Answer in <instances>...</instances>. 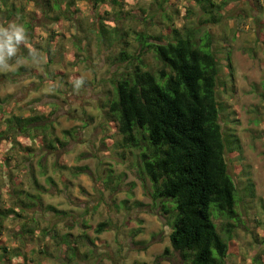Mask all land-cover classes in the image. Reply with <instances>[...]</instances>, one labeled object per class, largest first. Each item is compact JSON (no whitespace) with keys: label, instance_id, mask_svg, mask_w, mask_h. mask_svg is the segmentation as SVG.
I'll return each instance as SVG.
<instances>
[{"label":"rangeland","instance_id":"1","mask_svg":"<svg viewBox=\"0 0 264 264\" xmlns=\"http://www.w3.org/2000/svg\"><path fill=\"white\" fill-rule=\"evenodd\" d=\"M108 1L98 13L111 30L116 24L121 28L131 25L137 30L166 34L171 25L166 14L181 30L203 26L201 22L206 19L194 0H123V11L116 8L121 17L117 12L104 14L105 8L111 10L113 6V0ZM221 1L216 0L218 4ZM23 5L26 21L36 18L35 46H26L24 52L18 48L16 55L22 52L31 55L29 59L22 55L0 62V104L24 115L42 112L53 128L45 138L39 132L36 140L24 138L25 145L14 148L10 140L0 142V209L14 206V184L34 192L28 177L32 165L46 189L42 206L26 210L24 217L0 218V247L15 252L21 248L33 264H63L54 239L57 231L74 235L86 232L96 245L82 244L85 252L93 253L78 259L77 264H184L170 241L169 217L162 204L152 198L151 181L139 176L138 150L118 145L120 135L106 115L107 93L125 66L113 62L109 49L118 51L122 44L111 47L98 40L94 22L101 19L86 1L77 5L81 19L68 15L57 22H49L32 1L24 0ZM221 12L222 19L207 27L213 33L212 50L219 60L217 88L223 104L220 116L226 157L244 200L236 207L237 220L219 217L215 222L224 233L227 223L236 224L231 227L233 255L226 264H264V0H234ZM156 22L160 24L153 25ZM84 32L89 40L79 42L84 47L80 48L75 37H83ZM47 45L57 50L50 66L42 49ZM145 62L149 69L161 66L153 52L146 55ZM21 66L25 71L15 72ZM56 69L63 70L64 75L52 76L50 71ZM50 139L56 144L52 151L46 145ZM238 144L239 148L232 150ZM26 153L34 158L29 160ZM249 181L254 184V198L247 188ZM48 205L61 212L51 211ZM31 216L41 219L42 227L55 226L57 231L45 236L36 232L24 243L19 231ZM102 221H107L110 228L96 233ZM8 262L22 264L19 258Z\"/></svg>","mask_w":264,"mask_h":264},{"label":"trees","instance_id":"2","mask_svg":"<svg viewBox=\"0 0 264 264\" xmlns=\"http://www.w3.org/2000/svg\"><path fill=\"white\" fill-rule=\"evenodd\" d=\"M28 1H32L49 22H57L68 15L81 19L77 5L80 1H86L101 19L94 22L98 40L101 43L108 42L111 47L122 44L117 52L109 49L113 62H122L125 66L118 73L115 86L109 90L105 100L106 115L114 121L116 132L120 135L118 145L124 149L138 150L139 176L143 181H151L152 198L162 204L169 217L167 224L172 229L170 241L173 249L181 254L184 264H226L233 255L231 227L236 224L227 223L224 233L219 230L215 218L237 220L239 215L236 207L244 200V195L229 171L226 136L220 116L223 104L219 100L217 88L219 60L212 50L213 33L207 26L220 21L223 17L221 9L234 0H222L220 4L216 0H194L206 17L201 22L203 26L183 27L181 30L175 27L172 16L166 14L171 21L166 34H154L153 29L137 30L131 25L121 28L116 24L112 30L109 29L103 20L105 17L98 13L109 4L107 0ZM23 3L24 0H0V26L6 27L13 21L25 26L26 41L18 46L22 52L26 46H35L36 41L33 23L36 18L31 17L32 20L26 21ZM112 5L111 10L104 9V14H116V8L123 11V0H113ZM187 10L192 11L191 8ZM121 11L117 12V17H121ZM154 14L153 11V19L156 17ZM36 17H39L38 14ZM81 24L78 23L79 28H82ZM84 34L83 37H75L76 44L82 43L83 39L89 40L87 32ZM79 47L84 48L81 45ZM42 49L50 66L57 50L48 45ZM22 52L11 59L21 58ZM150 52L161 63L158 70L149 69L145 62ZM23 56L31 58V55ZM24 68L21 66L15 72L23 73ZM53 72L50 71L52 76L64 75L61 69ZM1 110L0 126L5 125V128L0 129V142L10 140L13 148L24 144L25 139L36 140L35 136L39 132L45 138L53 128L42 112L24 115L15 113L13 107L0 104ZM6 112L10 115L5 116ZM50 141L46 145L52 151L56 144L55 140ZM234 141L237 143L238 139ZM238 148L239 144L232 150ZM26 154L29 160L34 158L32 154ZM28 173L34 192L14 184V206L6 210L1 208L0 218L12 215L24 217L26 210L43 205L42 192L46 189L40 184L33 165L28 167ZM253 187V182L249 181L247 188L251 193ZM252 196L254 198L255 194L252 193ZM47 208L61 212L52 205ZM40 220L37 216H31L23 221L19 237L24 243L26 237L36 232L45 236L57 231L54 225L51 229L49 226L42 227ZM109 225L107 221L100 222L95 228L96 233H102L110 228ZM54 239L60 252L58 257H62L63 264H77L78 259L93 253L85 252L81 248L82 244L90 242L96 245L86 232L74 235L57 231ZM3 251L8 252V248L5 246ZM19 251L21 248L16 253ZM169 251L167 247L165 252ZM1 257L0 264H10V260ZM254 260L257 261L256 258Z\"/></svg>","mask_w":264,"mask_h":264},{"label":"clouds","instance_id":"3","mask_svg":"<svg viewBox=\"0 0 264 264\" xmlns=\"http://www.w3.org/2000/svg\"><path fill=\"white\" fill-rule=\"evenodd\" d=\"M26 41V29L22 23L10 22L0 26V62L16 55L18 46Z\"/></svg>","mask_w":264,"mask_h":264},{"label":"bare ground","instance_id":"4","mask_svg":"<svg viewBox=\"0 0 264 264\" xmlns=\"http://www.w3.org/2000/svg\"><path fill=\"white\" fill-rule=\"evenodd\" d=\"M239 1H242V0H239ZM30 151H34V150H30ZM29 151V152H30ZM33 155V154H32ZM27 160V159H26ZM3 248L4 247H0V250H1V252L3 251ZM8 248V247H7ZM3 253H5V254H3ZM3 254V255H2ZM2 254H0V259L2 258L1 256H3L4 257V259H6V260H10L11 261V259L12 258H19L20 259V261H21V263L22 264H33V263H31L28 259H26L27 257H28V255L27 254H25L23 251H19V252H15L14 250H12L11 248H8V252H2ZM5 255V256H4ZM8 255H10V257L8 256ZM3 259V260H4ZM2 260V261H3ZM1 261V262H2ZM27 261H29L28 263H27ZM13 264V263H12Z\"/></svg>","mask_w":264,"mask_h":264}]
</instances>
